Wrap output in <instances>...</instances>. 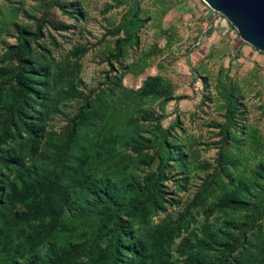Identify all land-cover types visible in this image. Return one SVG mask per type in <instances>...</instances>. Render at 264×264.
Wrapping results in <instances>:
<instances>
[{
	"label": "rangeland",
	"instance_id": "1",
	"mask_svg": "<svg viewBox=\"0 0 264 264\" xmlns=\"http://www.w3.org/2000/svg\"><path fill=\"white\" fill-rule=\"evenodd\" d=\"M258 53L203 0H0V262L95 264L121 215L111 264H264Z\"/></svg>",
	"mask_w": 264,
	"mask_h": 264
},
{
	"label": "trees",
	"instance_id": "2",
	"mask_svg": "<svg viewBox=\"0 0 264 264\" xmlns=\"http://www.w3.org/2000/svg\"><path fill=\"white\" fill-rule=\"evenodd\" d=\"M29 35V34H28ZM26 33H20L18 35L19 43L17 46H10L9 51L11 53H17V48H23L26 44ZM164 162L161 158L158 161L156 169L150 171L143 181L142 193L145 194L144 198H141L139 194L135 195L132 200L135 201L133 205L134 209L138 210V221L141 220V216L144 212L146 203H153L155 196L159 193V182L164 176ZM112 209L116 211L120 206L111 205ZM112 218V217H111ZM105 220V218H102ZM113 229L109 232L108 243L104 251L95 259V264H111L112 259H116L118 255V248L121 237L125 234L124 224L121 215H116L113 219ZM61 238V234L56 235L55 239ZM234 246L232 247V249ZM73 256V251L67 250L62 252L60 255L52 261L43 262L41 264H70V258ZM107 260V261H106ZM0 264H4L0 262Z\"/></svg>",
	"mask_w": 264,
	"mask_h": 264
},
{
	"label": "water",
	"instance_id": "3",
	"mask_svg": "<svg viewBox=\"0 0 264 264\" xmlns=\"http://www.w3.org/2000/svg\"><path fill=\"white\" fill-rule=\"evenodd\" d=\"M226 18L239 37L264 53V0H204Z\"/></svg>",
	"mask_w": 264,
	"mask_h": 264
},
{
	"label": "crops",
	"instance_id": "4",
	"mask_svg": "<svg viewBox=\"0 0 264 264\" xmlns=\"http://www.w3.org/2000/svg\"><path fill=\"white\" fill-rule=\"evenodd\" d=\"M261 54H264V53H260V54L258 53V54L256 55L257 58H260V59L262 58V59H264L263 55H261Z\"/></svg>",
	"mask_w": 264,
	"mask_h": 264
},
{
	"label": "built area",
	"instance_id": "5",
	"mask_svg": "<svg viewBox=\"0 0 264 264\" xmlns=\"http://www.w3.org/2000/svg\"><path fill=\"white\" fill-rule=\"evenodd\" d=\"M204 1V0H203ZM205 4H207L205 1H204ZM208 6V5H207ZM261 52V51H260Z\"/></svg>",
	"mask_w": 264,
	"mask_h": 264
}]
</instances>
